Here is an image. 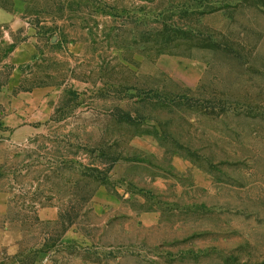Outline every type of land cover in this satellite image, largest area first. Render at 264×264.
Masks as SVG:
<instances>
[{
	"label": "rangeland",
	"instance_id": "1",
	"mask_svg": "<svg viewBox=\"0 0 264 264\" xmlns=\"http://www.w3.org/2000/svg\"><path fill=\"white\" fill-rule=\"evenodd\" d=\"M17 19L39 100L0 142L20 264H264V0H28Z\"/></svg>",
	"mask_w": 264,
	"mask_h": 264
},
{
	"label": "crops",
	"instance_id": "2",
	"mask_svg": "<svg viewBox=\"0 0 264 264\" xmlns=\"http://www.w3.org/2000/svg\"><path fill=\"white\" fill-rule=\"evenodd\" d=\"M28 0H0V142L32 132L36 103L35 89L20 88L19 65L27 64L35 55L34 45L15 41L17 16ZM4 72L7 75H4ZM0 215V264H20L18 231L3 229Z\"/></svg>",
	"mask_w": 264,
	"mask_h": 264
}]
</instances>
